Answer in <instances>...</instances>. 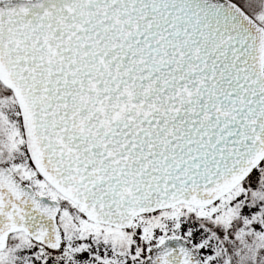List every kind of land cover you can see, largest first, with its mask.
<instances>
[{
    "label": "snow or ice",
    "instance_id": "obj_1",
    "mask_svg": "<svg viewBox=\"0 0 264 264\" xmlns=\"http://www.w3.org/2000/svg\"><path fill=\"white\" fill-rule=\"evenodd\" d=\"M0 264H264V0H0Z\"/></svg>",
    "mask_w": 264,
    "mask_h": 264
}]
</instances>
